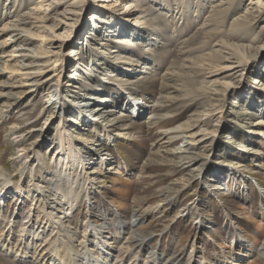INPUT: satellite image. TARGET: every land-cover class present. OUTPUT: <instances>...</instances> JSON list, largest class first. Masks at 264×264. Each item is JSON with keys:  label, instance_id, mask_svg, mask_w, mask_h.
Listing matches in <instances>:
<instances>
[{"label": "rangeland", "instance_id": "obj_1", "mask_svg": "<svg viewBox=\"0 0 264 264\" xmlns=\"http://www.w3.org/2000/svg\"><path fill=\"white\" fill-rule=\"evenodd\" d=\"M38 2L41 0H0V29L34 11ZM204 3L203 9L193 7L189 14L181 16L177 10L174 12L177 4L150 0L145 4L149 12L139 15L144 16L142 25L147 23L148 29H153L147 32L156 35L144 32L141 36L138 33L143 29L138 28L134 31L133 46L112 52L119 47L108 46L112 35L102 31L100 40L92 47L94 53L86 52L84 63L90 69L75 76V65L67 66L65 73L73 74L74 85L77 80L82 82L77 84L79 88L71 89L74 92L68 91L70 100H90L91 107L100 104L106 111L99 120L100 132L89 129L86 120L72 109L67 111L66 115L74 119L67 124L70 135L76 137L75 144L80 149L104 142L103 152L115 161L105 170L100 155H90L98 180L91 192L92 199L84 201L71 226L79 239H84L85 218L91 211L90 217L100 228L119 236L120 217L129 221L132 213L145 214L134 230L153 232L149 248H159L165 258L184 255L185 261L194 245L200 255L207 257L206 264H228L225 258L236 262V254L243 251L233 245V240L241 234L248 247H254L252 251L248 248L251 254L242 264H264L258 251L264 240V124H256L264 120V93L256 99L258 95L254 98L250 92L249 86L256 76L252 71L244 74L249 77L240 96L227 94L223 86L213 90L207 82L205 63L218 59L214 51L217 46L195 48L210 36L219 37L213 34L217 25L208 23L211 4L215 3ZM242 4H238L240 8ZM237 12L233 11L228 18L227 27ZM30 21L24 26L37 39L56 35V43H60L66 35L64 25L56 28L52 19L37 23L40 27H31L33 18ZM263 24L255 30L262 31ZM91 29L90 22L81 41ZM8 34L0 36V42ZM37 41L30 47L41 52L43 47ZM72 47L68 45L64 52ZM11 48H6V52ZM55 57L54 54L52 59ZM261 61L264 68V57ZM254 68L255 65L250 70ZM14 91L21 95L16 105L4 106L5 100H0V108L4 107L0 115V236L8 235L16 244L23 237L28 217L34 218L36 227L43 217L35 211L36 203L28 192L33 188L29 186L31 174L21 173L36 166L39 160L50 163V145L56 140L60 118L47 112V96ZM133 100L148 106L139 116L131 113ZM182 135L188 138H180ZM185 140L196 142V148H183ZM5 179L10 180V185L4 188ZM19 184L23 189L21 195L16 193ZM149 211L152 212L148 214ZM198 219L204 227H196ZM55 231L50 228L42 240H49ZM57 238L58 235L53 239ZM18 246L19 243L14 249ZM14 257L5 256L0 248V264H33Z\"/></svg>", "mask_w": 264, "mask_h": 264}, {"label": "bare ground", "instance_id": "obj_2", "mask_svg": "<svg viewBox=\"0 0 264 264\" xmlns=\"http://www.w3.org/2000/svg\"><path fill=\"white\" fill-rule=\"evenodd\" d=\"M126 1L41 0L40 3H36L33 8L34 11L21 15V19L19 17L5 23L0 29V36L9 33L6 39L0 42V51L2 52L0 55V59H2L0 60V87L3 88L0 91V100H5L4 106L16 105L21 95L16 94L14 90L21 89V92L32 94L34 97L39 94L47 96L49 103L47 112L49 111L51 115L60 118L58 130L55 133L56 140L50 145L52 154L50 163L39 160L36 166H30L29 170L25 169L21 173L31 174L29 186L33 188H30L28 192L36 203L35 211L43 214L42 222L40 221L41 225L36 227L34 218L28 217L29 219L26 220L27 228L21 234L23 237L17 242L19 243L17 249H14L17 243L14 244L12 238L2 234L0 236V248L5 256L13 255L17 261L33 264H206L208 262L207 257L200 255L199 248L194 245L185 261L184 255H166L165 258L159 248H149L154 233L146 234L134 230L137 223L143 222L145 214L132 213L129 221L120 217L118 222L119 236L100 228L101 226H98L95 218L90 217L89 212L91 211L85 218L87 230L84 231V239H79L78 232L76 233L71 226L72 219L84 205V201L88 198L92 199L91 192L98 180L95 166H92L93 163L90 161V155H100V162L103 161L101 165L105 170L115 161L113 162L112 157L103 152L104 142L89 149L87 147L80 149L75 144L76 137L70 135L67 124L70 123L71 118L66 115L67 111L72 109L81 115V118L86 120L89 129L97 132H100L98 131L99 120L105 117L106 111L100 104L91 107L93 104H90V100L81 103H76L75 99L71 101L68 91L79 88L77 84L82 82L77 80L76 85H74L73 74L67 75L65 70L70 63V67L75 65V76H79L78 72L86 73V70L90 69L84 63L86 52L94 53L92 47L100 40L102 31H107L108 35H112L108 46L117 44L119 47V50L114 49L112 52L120 51L122 47L130 48L133 46L135 30L138 28L145 30L138 33L141 36L145 35L144 32L153 31V29H148L147 23L142 25L144 22H141V17L144 16L139 15V13L149 12V7L145 4L150 0H129L127 3ZM204 1L206 0H167L170 5L177 4L174 12L176 13L177 10L181 16L189 14L193 7L203 9ZM210 1L215 4H211L213 9L208 18V23L217 25L213 34L219 39H213L210 36L195 48L201 49L210 44L217 46L214 51L218 61L213 59L205 63L207 82L211 84L213 90L223 86L227 94L240 96V91L244 89L249 77L248 75L244 76V74L247 71L249 73L252 71V74L256 76L253 77V83L249 86V90L253 93L254 98L256 95H258L256 99L260 98L264 93V68L261 66V59L264 57V24L261 26L262 31L257 32L255 28L264 22V0ZM238 4H242V7L240 8ZM236 10L238 12L232 18L230 26L227 27L228 18ZM70 15L77 16L71 17ZM83 15L90 17L89 20L86 19L87 17H82ZM58 16H62L64 20H73V22L63 21ZM170 17L175 18L174 14H171ZM31 18H33V26L31 27L36 26L39 22L52 19V24L56 28L60 27L59 24L64 25L63 33L66 35L60 43H56L59 41L57 40L58 37H55L56 35L50 38L43 35L41 39H37L35 34L31 33L30 28L24 26L32 23ZM80 18L82 22L77 24ZM90 22L92 31L87 32V38L81 41L84 38L81 36H84ZM133 25L135 29H132ZM148 33L150 35L157 34L156 32ZM73 36L77 39L73 40ZM35 40H39L37 42H40L39 45L43 47L41 52L30 47ZM70 44L73 47L64 52ZM9 47L12 48L7 53L5 49ZM56 49L58 50L54 51ZM54 54L57 57L52 59ZM41 61L44 63H40ZM254 65L255 68L250 70ZM49 71H51L50 74ZM71 91L74 92L75 90ZM80 105L83 106L80 107ZM132 107V115L139 116L148 106L136 100ZM261 107L263 106L261 105ZM3 108H0V115L4 112ZM153 117L156 115H151V118ZM71 120L74 121L73 118ZM256 124H264V120L258 121ZM181 137L188 138L187 135ZM192 141H183L182 147L190 146L189 149H194L196 142ZM185 151L189 150L186 149ZM35 179L38 182L35 183L33 181ZM5 182L7 184H3L4 188L10 185V180L5 179ZM17 186L19 187H17L16 193L21 195L23 193L22 185ZM4 188L2 187L1 190L4 191ZM39 206L41 207L39 208ZM151 212L149 211L148 214ZM195 223L197 228L204 227L203 221L200 219ZM50 228L57 231L49 240H42L43 236H47ZM126 230L128 231L126 232ZM122 233L124 236L121 237ZM56 235L58 238L53 239ZM233 245L240 246L243 253L236 254V262L225 258L224 262L228 264H242V261L251 254L249 250L254 249V247H248L247 240L243 239L241 234H238L233 240ZM258 251L264 258V240ZM135 253L137 254L133 258Z\"/></svg>", "mask_w": 264, "mask_h": 264}]
</instances>
